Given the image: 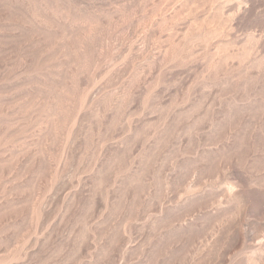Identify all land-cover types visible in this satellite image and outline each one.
<instances>
[{
    "label": "rangeland",
    "instance_id": "obj_1",
    "mask_svg": "<svg viewBox=\"0 0 264 264\" xmlns=\"http://www.w3.org/2000/svg\"><path fill=\"white\" fill-rule=\"evenodd\" d=\"M0 264H264V0H0Z\"/></svg>",
    "mask_w": 264,
    "mask_h": 264
}]
</instances>
